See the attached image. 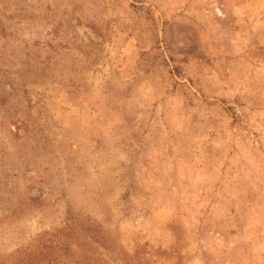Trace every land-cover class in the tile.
Here are the masks:
<instances>
[{
  "label": "rangeland",
  "instance_id": "rangeland-1",
  "mask_svg": "<svg viewBox=\"0 0 264 264\" xmlns=\"http://www.w3.org/2000/svg\"><path fill=\"white\" fill-rule=\"evenodd\" d=\"M0 264H264V0H0Z\"/></svg>",
  "mask_w": 264,
  "mask_h": 264
}]
</instances>
